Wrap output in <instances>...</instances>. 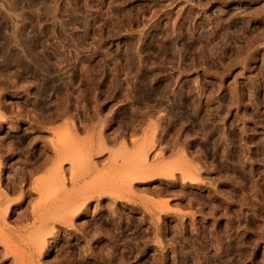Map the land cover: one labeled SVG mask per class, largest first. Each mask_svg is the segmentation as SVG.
Wrapping results in <instances>:
<instances>
[{"label": "rangeland", "instance_id": "obj_1", "mask_svg": "<svg viewBox=\"0 0 264 264\" xmlns=\"http://www.w3.org/2000/svg\"><path fill=\"white\" fill-rule=\"evenodd\" d=\"M0 30V264H264V0H0ZM142 147L169 176L128 185Z\"/></svg>", "mask_w": 264, "mask_h": 264}, {"label": "bare ground", "instance_id": "obj_2", "mask_svg": "<svg viewBox=\"0 0 264 264\" xmlns=\"http://www.w3.org/2000/svg\"><path fill=\"white\" fill-rule=\"evenodd\" d=\"M6 17H8L7 15H5ZM6 17H4V18H6ZM9 18V17H8ZM7 18V19H8ZM4 20V19H3ZM5 21H7L6 19H5ZM9 22V21H8ZM3 24V23H2ZM6 25V24H5ZM3 29H4V27H3ZM0 32H2L1 30H0ZM7 32V31H6ZM16 35V34H15ZM2 36L4 37V35L2 34ZM17 37H19L18 35H17ZM5 38V37H4ZM2 39V38H1ZM0 39V40H1ZM8 39V38H7ZM8 41V40H7ZM3 43H4V41H3ZM7 44H8V42H7ZM10 44V43H9ZM24 44H27V41H25L24 40V42H23V46H24ZM9 46V45H8ZM10 46H11V44H10ZM5 47V46H4ZM3 47V48H4ZM12 47V46H11ZM2 48V47H1ZM9 48V47H8ZM4 50V49H3ZM6 50V49H5ZM4 50V51H5ZM13 50V49H12ZM24 51H26L25 50V48L23 49ZM13 52V51H12ZM2 53H4V52H2ZM1 53V54H2ZM4 54H6V52L4 53ZM12 54V53H11ZM8 54H6L5 55V57L7 56ZM18 55H19V53H18ZM3 56V55H2ZM1 56V57H2ZM9 56V55H8ZM5 57H3V58H5ZM7 58V57H6ZM10 59V58H9ZM13 59V58H12ZM14 59H16V61L18 60V58L17 57H15ZM7 60V59H6ZM10 61V60H9ZM20 61V60H19ZM4 117V115H3V113L1 112V110H0V118H3ZM1 120V119H0ZM70 128V127H69ZM15 129V128H14ZM13 129V130H14ZM12 130V129H11ZM117 137V136H116ZM116 140V139H115ZM151 141H153V140H151ZM149 142H150V139H149V141L147 140V141H145V143L143 144V146H146V145H148L149 144ZM2 145V144H1ZM125 146H126V144H125ZM54 147V146H53ZM147 147H149V146H147ZM55 148V147H54ZM104 148V147H103ZM146 149V148H145ZM8 150V149H7ZM100 150V149H99ZM143 151V147H142V150H141V153H142V155H143V158H141V164H135L134 163V165H132V167H131V169H130V171H129V179H127V181H128V185L130 184V185H132L134 182H135V184L136 183H144V182H149V181H153V180H155L156 179V177L157 176H164L163 174H165L166 172H168V171H166L165 170V172H164V169H165V167H159V165L157 166V165H153V164H148V162H147V156H146V154H148L146 151L144 152H142ZM71 152V149L68 151V148L67 147H63V148H57V146H56V149H55V154H56V156H57V159H56V164H57V166H56V164L54 165L55 166V168L53 169V171H52V175H51V173H49L51 176H52V178H50V179H53L51 182H53V181H58L59 183H64L65 184V178H66V176H65V174H64V172H63V166H62V164L64 163L63 161H65L66 160V158L68 157L67 155L69 154ZM103 152V151H102ZM102 152H100V153H102ZM47 153V152H46ZM99 153V152H98ZM99 153V154H100ZM70 154H72V152L70 153ZM71 156V155H70ZM50 157V156H49ZM184 158H186V156L184 157ZM52 158L50 157V160H51ZM69 159V158H68ZM99 159H101V157L99 158ZM45 161L43 162V164H42V166L43 167H45L46 168V166L48 165L49 166V164H51L52 163V161H54V159L52 160V161H50L49 159H48V157L46 158V159H44ZM51 162V163H50ZM49 163V164H48ZM187 163H188V161H187ZM46 164V165H45ZM53 166V165H52ZM171 167V166H170ZM35 168H37V167H35ZM167 168V167H166ZM172 168V167H171ZM2 169V168H1ZM41 169V168H40ZM168 169H170V168H168ZM34 170V169H33ZM39 170V169H38ZM37 170V171H38ZM51 171V170H50ZM171 172H173V173H171ZM170 172V176H175V174H174V171H171ZM169 173V172H168ZM168 173L167 174H165V175H168ZM72 176H73V174H72ZM169 176V175H168ZM186 175H184V177H185ZM183 177V178H184ZM74 178V177H73ZM76 178V177H75ZM188 178V177H187ZM184 179H186V177L184 178ZM46 180V179H45ZM47 180H49V179H47ZM46 180V181H47ZM126 182V181H125ZM130 182V183H129ZM55 183V182H54ZM137 185V184H136ZM136 185H134V186H136ZM37 188V187H36ZM40 189V188H39ZM77 193V192H76ZM93 193V192H92ZM6 194V193H5ZM70 195V194H69ZM72 195V194H71ZM92 195V194H91ZM73 196V199L71 200L72 201V203H73V201H75L76 200V198L79 196V194H75L74 193V195H72ZM135 196V195H134ZM84 197H85V195H84ZM124 197V196H123ZM10 199V198H9ZM78 199V198H77ZM69 200V199H68ZM83 200V199H82ZM8 203V202H7ZM70 203V202H69ZM81 203V202H80ZM74 204V203H73ZM73 206V205H72ZM78 206V205H77ZM75 206L74 205V208L72 207V209L70 210L71 211V213H72V218H73V216L75 215V214H77L79 211H80V207L78 206ZM8 209V208H7ZM115 210H116V208H115ZM6 213H7V211H6ZM4 215V214H3ZM28 216V215H27ZM26 217V216H25ZM36 217V216H35ZM34 217V218H35ZM46 218V217H45ZM49 219V218H48ZM56 220V219H55ZM54 220V221H55ZM57 221V220H56ZM60 222H64V223H66V224H69V223H71V220L70 221H67V219L65 220V219H60L59 220ZM72 224V223H71ZM70 225V224H69ZM84 225V224H83ZM86 226V225H85ZM5 227V226H4ZM84 228V227H83ZM50 229V228H49ZM45 230V229H44ZM47 230V229H46ZM80 230V229H79ZM82 230V229H81ZM84 231V230H83ZM88 231V230H87ZM43 232V231H42ZM51 232V231H50ZM85 232V231H84ZM83 232V233H84ZM99 232V231H98ZM105 232V231H104ZM87 233V232H86ZM85 233V234H86ZM4 234V233H3ZM88 234V233H87ZM99 234V233H98ZM5 236H7V235H5ZM85 238H87V237H85ZM45 239V238H44ZM59 240V239H58ZM44 244V243H43ZM39 245V244H38ZM43 248H44V245H42V247H41V249H40V251H39V254H41L42 253V250H43ZM101 249V248H100ZM97 250H98V248H97ZM45 251V250H44ZM20 258V257H19ZM38 261V260H37ZM22 264V263H21Z\"/></svg>", "mask_w": 264, "mask_h": 264}]
</instances>
